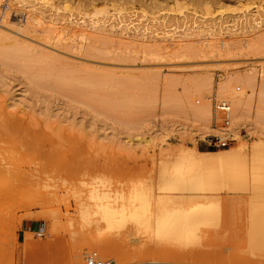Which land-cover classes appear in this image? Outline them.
I'll return each instance as SVG.
<instances>
[{
  "label": "rangeland",
  "instance_id": "obj_1",
  "mask_svg": "<svg viewBox=\"0 0 264 264\" xmlns=\"http://www.w3.org/2000/svg\"><path fill=\"white\" fill-rule=\"evenodd\" d=\"M145 1L146 6H140L139 0L126 3L120 24L114 2L105 5L95 1L97 8H108L111 16L115 14L108 20L107 30L102 31L68 21L73 15L82 24L84 19L90 20L94 6L89 0H56L63 5L61 9L38 11L17 0H0L4 6L0 7V31L14 35L26 50L44 59L27 72L0 54V114L5 108L18 120L9 130L0 115V264H81L95 251L115 264H123L117 255L96 246L103 237L104 241L117 237L115 242L122 251L138 254L150 250L140 255L138 264H264V252L256 246V252H250L251 189H219L221 221L203 225L192 244L156 238L153 244L152 231L129 218L123 221L125 225L122 222L112 227L113 231L104 228L103 220L98 231L94 228L104 202L123 207L128 204V195L135 192L152 191L148 192L151 208L157 210L158 197L163 193L159 189L160 170L170 164L163 160L175 158L180 147L226 152L244 142L249 144L250 154L253 143L264 138V127H256L257 131L252 128L254 103L252 108L246 106L251 113L246 112L240 126V139L230 133L229 146L221 148L210 147L207 142L220 132L200 135L194 131L188 109L191 103L203 105L209 100L213 113L209 125L218 129L223 122L216 108L222 101L217 92L222 78L232 74L228 78L237 91L244 86L239 78L246 80L252 75L257 82L264 79V0H179L180 6ZM246 14L257 18L260 25L253 20V26L242 30L241 20L246 23ZM233 18L240 20L236 23L239 27ZM199 26L230 27L235 33L223 29L221 35L211 34ZM80 31L85 32L86 40ZM222 38H235L231 41L241 50L210 52L212 49L206 48L204 53L198 45L206 41L218 44ZM152 40L160 41L157 43L168 55L163 51V58L155 60V56L145 54L142 50ZM167 40L178 45L168 46ZM88 45L94 53L87 52ZM105 45L108 52L117 54L100 52L106 50ZM175 47L189 48L194 54L179 53L175 58L168 53ZM253 50L259 52L256 57L251 54ZM59 73L76 80L91 78L97 87L90 94L57 87L51 82ZM33 75L49 81L37 82ZM208 76L212 77V87L206 81ZM103 196L107 198L102 200ZM23 221L40 224L39 230H27L23 237ZM137 230L140 236L135 234ZM120 236L124 237L118 239Z\"/></svg>",
  "mask_w": 264,
  "mask_h": 264
},
{
  "label": "bare ground",
  "instance_id": "obj_2",
  "mask_svg": "<svg viewBox=\"0 0 264 264\" xmlns=\"http://www.w3.org/2000/svg\"><path fill=\"white\" fill-rule=\"evenodd\" d=\"M14 1H16V0H14ZM17 1L20 2L21 4L22 3L24 5L26 4L28 7H30L31 11L33 9H36V11H38L42 8L43 9L49 8L50 10L51 9L58 10V9H61L63 7V5L61 7V5L56 4V0H17ZM87 1L88 0H86V2ZM95 1H97V0H89V2H88L89 4L94 6L93 7L94 13H93V16L90 17V20L84 19L85 22H84V24H82L81 22H79L78 19L75 20L74 19L75 17L73 18V16H74L73 15L72 19L68 20L70 22V24H76V25H81V26L83 25L85 27H90L92 29L102 30V31L107 30L106 24H107L108 20L113 15L115 16V14H113L111 16L110 10L108 8H97L98 4H96ZM98 1H100L102 4H105V5L109 4L111 1L114 2L112 4V6L115 10L119 11L118 13H119V16L121 17L119 24L121 22H124L123 17H122V10H125L127 8L125 6V4L128 3L130 0H127V1L124 0L121 2H117V0H98ZM139 1H140V6H146L147 5L145 0H139ZM178 1L179 0H159L157 2H159V3L168 2L169 4H171L172 2H175L176 5L180 6L181 2H178ZM193 1H196V0H193ZM11 2H12V0H11ZM6 5H8V4H6ZM0 7H2V6L0 5ZM2 8H4V6ZM171 8L173 10L176 9L174 7H171ZM4 10H6V9H4ZM71 14L72 13H70V15H68V17H70ZM249 16L247 14L245 16L247 18L246 23L243 22L245 19H243V21L241 20V22H242V25L240 27L241 29L243 27L247 28L248 25H249V28H250V25L253 26V23L256 21L257 18H254V17L252 18ZM117 18L119 19V17H117ZM235 18H233V19H235ZM240 18L241 17H239V19ZM223 20H224V18H222V20L220 19V22L222 23ZM253 20H255V21H253ZM238 22L240 24V20L237 22H236V19L234 20L235 26H236V23H238ZM256 22H257L256 24L259 23L258 21H256ZM128 23H130V22H128ZM258 25H260V24H258ZM109 26L110 27L112 26V28H113L115 26V24L111 23ZM199 27L206 29L211 34L212 33L216 34L219 32L218 33L219 35H221L220 31L224 29L223 27L222 28L220 27V29H219L217 26L215 28H213V27L206 28L203 26H199ZM236 27H239V26H236ZM225 28H227L228 30L230 29V27H225ZM256 28H258L257 25H256ZM227 29H224V30L228 31ZM238 29L236 30V32L238 31ZM91 31H93V30H91ZM229 31H232V33H235L234 30H229ZM81 32L82 31H80V34H82L81 35L82 39L86 40L87 37L85 36V32H82V33ZM97 32L101 33V31H97ZM246 32H247V30H246ZM187 33H186V31L184 32V34H187ZM188 34L190 35V32ZM100 36H101V34H100ZM102 36H103V34H102ZM163 39H165V36ZM166 39H167V37H166ZM171 39L173 40V38H171ZM231 39L235 40V38H227V39L222 38V40L218 44H217V42L214 43V42H207L206 41V43H200L198 45H200L202 50L203 49L205 50L206 48L212 49V50H210V52L211 51L214 52L213 50H215V51L219 50L220 52H230V51L232 52L234 49L236 50V48L238 46H236L231 41ZM175 41H177V40L175 39ZM194 41H196V40H194ZM250 41H252V39ZM100 42L103 43L102 41H100ZM144 42H142V44H140L141 47H142ZM153 42L154 41L152 40V42H151L152 44L150 43L151 44L150 45L148 43L149 45L146 47L144 45L145 48L142 51L146 52L145 54L149 53V54L155 56L154 59L157 58L158 56L160 58L161 57L160 55L163 53V51L165 52V49L162 51L164 46L163 45L161 46V44L157 43L160 41L154 42V44H153ZM167 42H168V40H167ZM177 42H179V41H177ZM197 42H202V40H198ZM170 43L171 44H169V42L167 43L168 46L169 45H172V46L178 45V44H174L173 41ZM146 44H147V42H146ZM107 45H105L106 50H103L104 48L100 49L101 47L98 48V49L102 50L100 52H102V53H103V51L105 53H106V51L108 52L109 49H107V47H108ZM253 45H256V44H253ZM94 46L96 47V45H94ZM168 46H165V47H168ZM179 46H181V45H179ZM250 46H251V42H250ZM258 46H259V44H258ZM29 47L32 50L36 49V47L34 45H30ZM141 47H140V49H141ZM170 47H168V48H170ZM184 48L185 47H183V48L178 47V49H176V47H175L173 50L174 52H171V50H170V51H168V53L171 55L174 54L173 55L174 57H175V54H179V53H181V56L182 55L185 56L184 54H190V53L192 54L193 53V52H191V50L189 52V48H186L188 51ZM248 48H249V46H248ZM86 49H87V52H89V53L93 52L92 48L89 45ZM170 49H173V47ZM239 49L241 50V47H239ZM239 49L237 48V50H239ZM136 50H138V49H136ZM192 50H194V49L192 48ZM198 50H200V49H198ZM198 50H196V51H198ZM248 50H250V49H248ZM254 50H253V53L251 52V54L256 57L259 54V52H258V50H256L257 52ZM261 50L264 51V47H262ZM40 51H42V50L40 49ZM263 51H261L260 53H262ZM95 52H97V51H95ZM100 52H99V55H100ZM111 52L112 51L108 52V54ZM204 53H206V52L204 51ZM0 54L2 55V57L4 59H9V61L12 60L14 62L16 61L17 63H19L20 65L19 64H17V65L22 66L23 69L25 68L27 72H28V70H31V68L34 64L39 63L41 65L42 64V63H40L41 60H44L43 58H38V56L36 57L35 54H33L32 52L26 50L23 46H21V42L18 41L14 35H10L8 33L2 32V31H0ZM115 54H117V53H115ZM166 54L167 53L165 52V55ZM162 58L163 57H161V59ZM251 58H250V60H251ZM262 58H264V57H262ZM260 59H261V57H260ZM155 60H158V59H155ZM46 66L49 69L50 66L49 65H46ZM245 72H246V70H245ZM251 72L256 73L255 71H253V69L251 70ZM59 74H57L52 79V82H51L53 85H55L57 87H61V88L70 87V88H75V90L79 89L78 91L85 92V94H90L91 91H95L94 89L97 87V82H93V80L91 78H83V79L78 78L79 80H76L75 77H71L68 74H64V75L63 74L59 75ZM229 76H232V74L228 75L226 77H223L222 81L219 83V85L217 87V92H218L219 98L222 100L221 102H224L230 106L231 111L229 114L228 126L223 127V125H221L218 129L217 128L212 129L210 127L209 123L211 122L213 113H212V108H211V104H210L209 100H207V102L204 103L203 105H197L196 103H191L188 106L189 114H190L189 119L191 120V126L194 127V131H196L198 134L203 135V134L213 130V132L217 131V132H220L218 134H222V135L227 134L228 136L230 135V133H232L236 137V139L239 140L241 137L240 136V126H241L242 122H244V119H246V115L248 113H251V111L248 112L249 109L246 108V106L248 107V106H250V104L252 105L253 103H254V111H255L254 114L255 115H253V117H252V123L254 126L252 128L256 129V127H258V128L260 127L262 129L264 127V79L257 82L255 80L256 78H254L252 75L247 77L246 80H244L243 78H239L240 82L243 83L244 86H243V90L237 91L235 89V85L233 83L234 81L232 79L228 78ZM240 76H241V74H240ZM33 78L35 79V81L40 82V83H47L49 81L46 77L41 76V75H33ZM211 78L212 77L208 76L207 80H206V81H208V84L210 87H212V84H213ZM196 81L194 82L195 84L197 83ZM77 82L81 83L80 86L77 85ZM92 94H94V93H92ZM227 101H229L231 103V105ZM175 103H176V101H175ZM246 112H248V113H246ZM1 113L2 114H0V115L4 116V118L2 120V124H4L6 129L11 130V129H13L14 126H16L18 124V120L15 119L11 115V112L6 111L5 108H3ZM248 116L251 117L250 115H248ZM249 117H248V119H249ZM251 131L254 132V129ZM256 131H257V129H256ZM262 131H264V130H262ZM262 131H261V133H262ZM258 133H260V132H258ZM254 134H255V132L253 133V135ZM263 139L256 140L253 143L252 150H251L250 154L247 153V146L249 144L247 145V143H244V142H238L236 147L229 149L226 152L201 151L196 146H193L191 148H187L185 146L180 147L179 152L175 155V158H172L171 160H168V159L163 160L164 164H167L168 163L167 161H170V164L169 165L167 164V166L165 165L164 167H161L162 169L160 170L159 189L163 193H161L158 197L157 204L159 207L157 210H154L151 208L152 200H151V196L148 194V192H152L150 190L149 191L148 190L142 191V192H135V193H132L131 195H128V197H129L128 202H127L128 204H124L123 207H119L121 204L118 207H114L113 205H111L112 198L110 196H108V199H109V197L111 198L110 203L108 202L109 200L107 201V203L104 202L103 207H102V204H100V205L98 204L102 208H100V212H99L100 214L98 213L99 217L97 216V219H95L96 217L93 218V219H95L94 221L96 224V226L94 225V228L96 227L95 230L98 231V229L100 228L99 224L102 220L104 221L103 222L104 228H108V229L113 231V229H115V228L112 229V227H114L115 225L117 227L123 221L126 223L125 220H127L129 218L130 220L135 221L138 225H144V226L148 227V229L152 231V233H150V234L152 237H154L153 241L156 238V241H157V239H159V240H166V241L171 240V241L177 242L181 245L187 244V243L192 244L200 236L201 227L203 225H209V224L216 223V222L219 223L221 221V215H222L223 211L220 208V200L218 197L219 196V194H218L219 189L225 188V189H228V190L231 189L234 191L237 189H241V191H242V189H245V190L251 189L252 193H253L252 194L253 198H252L251 204L254 206L251 208L250 211H248V213L250 212V215L248 217V220L250 222V224L248 222V224H249L248 233L250 236V243H251L250 252L252 254H254L256 252L253 249V246H256L255 248L259 252H261V251L264 252V140ZM162 166H163V164H162ZM0 171H1V169H0ZM181 192H198V193L180 194ZM206 192H208V193H206ZM99 193H101V192H99ZM117 194H119V193H116V195ZM104 196H103L102 200L107 198V196L106 197H104ZM114 197L116 198L115 195H114ZM123 198H124V196H123ZM118 199H119V197H118ZM120 201H122V199H120ZM119 203H121V202H119ZM90 207H92L91 204H90ZM92 208H95V207H92ZM90 218L92 219V217H90ZM91 219H89V220L91 221ZM87 221H88V218H87ZM152 222H153V225H152ZM125 223H124V225H125ZM139 227H143V226H139ZM117 229H120V228L118 227V228H116V230ZM145 230H146V228H145ZM115 232L119 233L117 231H115ZM134 232L136 235L140 236V233L138 230L134 231ZM142 234L144 235V233H142ZM113 236H114V234L112 235V237ZM117 236H119V234ZM123 237L124 236H120V237H118V239H122ZM114 238L115 239H113L112 241H104V240H106V237H103L102 239L99 238L100 240H98V241H100L101 243L96 245V246L101 248L102 250H106L110 254L117 255L120 258V260L124 261L123 264H138V263H136V260L141 259L140 255L146 254V252L150 251L148 249H144V250L138 251V254H136L134 251H129V252L128 251H122L121 250L122 248L118 244H116V242H115V241H118L117 237H114ZM129 238H131V237H129ZM156 241H154L153 244H155ZM177 243H176V245H177ZM167 244H168V242H167ZM186 246H188V245H186ZM122 247H123V245H122ZM184 247H185V245H184ZM163 254L165 255V253H163ZM72 259H73V257H72ZM30 260H32V259L30 258ZM26 261H27V259H26ZM29 261L27 263H29ZM130 262H133V263H130ZM153 262L151 261L150 263H153Z\"/></svg>",
  "mask_w": 264,
  "mask_h": 264
},
{
  "label": "built area",
  "instance_id": "obj_3",
  "mask_svg": "<svg viewBox=\"0 0 264 264\" xmlns=\"http://www.w3.org/2000/svg\"><path fill=\"white\" fill-rule=\"evenodd\" d=\"M216 108L222 115V125L227 127L229 124L230 106L224 102L217 103ZM230 135L215 134L207 140L208 145L213 148L229 146ZM81 264H115L112 259L101 257L97 252L90 253Z\"/></svg>",
  "mask_w": 264,
  "mask_h": 264
},
{
  "label": "crops",
  "instance_id": "obj_4",
  "mask_svg": "<svg viewBox=\"0 0 264 264\" xmlns=\"http://www.w3.org/2000/svg\"><path fill=\"white\" fill-rule=\"evenodd\" d=\"M39 227H40V224L38 225L35 222H26V221H23L22 228H21L22 229V232H23V237H24L25 231H27V230H30V231L39 230Z\"/></svg>",
  "mask_w": 264,
  "mask_h": 264
}]
</instances>
